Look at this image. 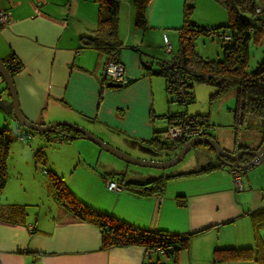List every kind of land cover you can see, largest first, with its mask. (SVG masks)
Returning a JSON list of instances; mask_svg holds the SVG:
<instances>
[{
  "label": "crops",
  "instance_id": "1",
  "mask_svg": "<svg viewBox=\"0 0 264 264\" xmlns=\"http://www.w3.org/2000/svg\"><path fill=\"white\" fill-rule=\"evenodd\" d=\"M88 1L93 2L91 7H87ZM172 1L176 3V0ZM207 4L212 7V2ZM0 10L8 11L11 16V21L0 27V58L14 53L20 61L21 67L11 77L18 105L25 117L40 123L67 119L101 135L112 133L106 126L108 123L117 124L116 117L121 116L119 127L124 132L118 130L116 134L112 133L110 143L145 158L163 159L174 153L162 157L156 153L159 151L157 148L145 142L155 131L167 127V119L161 126L153 113L146 114L138 108L134 119L127 113L129 104L125 98L134 92V80L149 74L144 73L141 62L149 64L153 59H141L134 38L117 27L121 44L115 52L116 58L124 66L126 74L134 79L123 86H106L100 73L107 53L80 46L79 35H91L95 26L96 4L93 0H67L66 5L56 0H0ZM132 10L127 11L129 19ZM190 19L198 25L192 15ZM180 23L181 20L177 26ZM217 23L223 22L213 25ZM204 24L207 23L201 25ZM4 94L8 95L0 77V124L5 123L11 130L19 132L22 125L12 117L10 98L3 97ZM180 111L203 116L208 122L204 112H190L186 106L175 111L167 109L166 112ZM166 112L156 115L162 116ZM181 117L182 114L174 120ZM248 119L249 116L236 128L233 114L234 131L231 124L225 126L232 132L231 135H225L219 127L211 136L228 151L257 148L264 137L263 122L258 116H252L250 121ZM241 126L246 131H241ZM30 134L28 145L17 143L16 139L9 143L7 158L14 155L35 158L33 152L44 136ZM120 134L130 137L129 141L116 136ZM14 143L20 147L12 146ZM52 147L54 145H49L46 149L42 164L60 172L62 170L58 171L55 166L57 161L53 159L69 157L70 151H50ZM203 149L204 158L213 159L208 164L147 173L148 177L180 173L166 178L162 189L157 192L145 194L127 186L108 189L103 183V174L84 162L79 157L80 152L78 161L84 166L72 167L75 176L66 183L76 197H81L82 200L78 197L81 201L85 200L92 207L112 213L123 221L189 233L186 248L178 250L174 258L156 256L155 253L148 257L139 244L103 246L94 222L78 217L50 197L43 199L47 203L44 210L38 213V200L23 203L29 199L27 187L36 191L42 189L37 183H32L33 178L21 185L22 190L15 198L7 192L5 195V184L0 189V211L2 206L7 213L6 205L10 203H21L26 209L18 220L8 221L6 213L0 218V264H264V158L260 164L253 163L240 170L242 184L236 187L230 165L200 170L216 161L214 150L207 146ZM113 167L101 165L100 170L116 169ZM116 181L125 185V181L118 178ZM45 185L50 188L51 195L49 181H45ZM1 198L9 202H2Z\"/></svg>",
  "mask_w": 264,
  "mask_h": 264
},
{
  "label": "trees",
  "instance_id": "2",
  "mask_svg": "<svg viewBox=\"0 0 264 264\" xmlns=\"http://www.w3.org/2000/svg\"><path fill=\"white\" fill-rule=\"evenodd\" d=\"M93 1L96 4L95 26L91 35H79L80 46L95 48L106 53L111 51L117 53L121 44L120 39L117 37L118 1ZM148 1L132 0L134 5L133 22L140 27H143L145 23V12ZM216 1L226 8L227 20L217 25L199 26L190 19L193 4L189 0H182L181 23L175 27L177 32L175 52L166 59H157V65L154 67L151 64L141 62V65L144 67V73L160 74L164 79L165 91L171 93L174 100L183 105L192 101L193 91L191 85L193 79H199L216 85L217 90L212 95L221 94L228 88L235 87V105L233 107L235 127L239 128L248 116L260 117L264 126V58L251 70H246L249 40L253 37L256 40L260 39V34L264 32V21L261 19L262 8L254 0ZM258 6L260 7L259 12L256 11V7ZM244 9H253L255 13L254 17L259 22L252 24L247 18L243 17L241 11ZM207 31H216L213 36L216 34L217 37H220L225 42H229L223 48L220 58L202 57L194 48L196 37L201 33H207ZM226 34L229 35L228 38L224 37ZM170 59L175 60V70L178 68L182 75L179 76L185 79V87L182 92H178L176 89L175 77L170 78L171 74H175V71L165 64L166 60ZM3 60L10 75H13L21 67L20 61L14 53H9ZM180 83L183 84V81H180ZM3 97L7 98V95L4 94ZM181 114L184 115L186 113H182V111L166 112L162 116L166 117L169 123L167 126H169L179 122L181 119L176 121L174 119L181 116ZM19 128L21 131L16 132L5 126V123L0 124V189L7 179L5 159L7 158L10 141L15 139L27 141L31 136L30 133H32V129L31 131H27L23 126ZM56 128L57 132L39 131V134L45 138L43 137L42 143L33 152L36 162L44 163L46 149L49 145H53L52 140L54 137H51L52 134H57L59 140L65 142L73 138L82 137L79 131L68 125L59 124ZM165 129L155 131L154 135L149 140H145V142L158 150L168 149L175 153L185 139L179 138L168 141L162 137V132ZM208 135L210 134L208 133ZM197 144L207 146L213 151V148L207 143L198 142ZM249 158L251 159V155L244 153L240 157V161L247 162L250 160ZM232 162L233 160L229 157H216L213 165L203 167L200 170L214 169L224 165L233 167ZM42 171L47 174L51 192L58 203L73 214H77L78 217L85 218L98 225L99 237L103 246L133 243L151 250L159 247L163 248L164 256L172 258L175 257L178 250L186 248L189 233H177L159 228L143 227L123 221L112 213L96 209L81 200L82 203L78 202L74 193L64 180L59 178L60 176L57 172L50 171L47 167L43 168ZM176 174L180 173L171 175L161 173L144 181H127L123 183H125L124 187L127 186L129 189L148 194L149 192L161 190L166 178L176 176ZM6 208L8 209L7 213L1 206L0 218L4 217L6 213L8 221L18 220L26 211L24 205L21 203H10L6 205ZM258 224L260 223H256L255 225ZM165 245L169 247L165 248ZM151 253L148 255L149 257ZM155 255L157 256L156 252ZM146 264L151 263L147 262Z\"/></svg>",
  "mask_w": 264,
  "mask_h": 264
},
{
  "label": "rangeland",
  "instance_id": "3",
  "mask_svg": "<svg viewBox=\"0 0 264 264\" xmlns=\"http://www.w3.org/2000/svg\"><path fill=\"white\" fill-rule=\"evenodd\" d=\"M117 1H118L117 27H120L123 33L127 32L130 36L134 38V42H135L134 44L136 45L137 53L141 59L149 60L152 58L153 59L152 63L149 64H151L154 67L155 65H157L156 63L157 59H166L175 52L177 45V35H176L175 27L179 24L181 20L182 0H176V3L175 2L173 3L172 0H149L146 6V17H145L146 19L143 27L137 26L133 23L134 5L132 0H117ZM189 1L193 4L191 15L197 20L199 26H201V24H203L204 22L207 23L204 25L212 26L213 23L215 22H225L227 20L226 8L216 0H196L194 3L193 0H189ZM254 1H256V3L262 8L261 19L264 21V0H254ZM56 2L58 3L63 2V4L65 5L67 4V0H56ZM210 2H212L211 4L212 7H210V4H207ZM92 5L93 2L88 1L87 7H91ZM130 10H132V13L130 14L131 18L129 19L127 16V11L129 13ZM241 15L247 18L252 24H257L259 22V20L255 19L254 17L255 13L253 9L242 10ZM215 32L216 31H207V33H201L196 37L194 41V48L202 55V57L220 58L223 53V48L229 44V42H225L220 37H217L216 34L215 36H213ZM260 35L261 37L258 40H256L255 37L249 40L248 43L249 54H248L246 70H251L253 67L256 66L258 62H260L264 58V32ZM165 40H167L170 43L171 46L170 51L165 50L164 47ZM144 75L145 76H142L141 78L134 80V83L136 85L135 90L134 92L129 93L128 96L125 98L127 99L129 104L127 113H130V117H132L133 119H134V114H136V111L139 108L141 112H144L146 114H148L149 112L150 114L153 113L155 115V120H157L162 126L165 125L166 118L162 116H158L156 114H159L161 112H166L167 109L170 111L181 110L186 106L187 111L190 112L198 111L201 114L202 112H204L203 115H205V117L208 118V123H210L211 126L213 125L209 130L210 135L212 136L214 135L215 128L221 127L225 135L230 136L232 132L230 130H226L228 127L227 128L225 127L228 124L232 125V131H234L233 107L235 105V92H236L235 87H230L221 94L212 95L213 92L217 90L216 85L209 82L201 81L199 79H193L191 85L193 91L192 101L188 102V104L186 105H183L175 101L171 93L165 91L163 85V77L160 74L152 73V74H144ZM143 78H144V82H142ZM143 83H145V87L143 86ZM127 90H131V88L127 87ZM6 99H9V96ZM116 119H118L117 124L108 123L109 125L106 126V128L109 131H111L113 134H116L118 130L121 131V133H123L124 130H122L119 127V124L122 121V117L121 116L116 117ZM57 120H66L69 122H73L67 119H57ZM250 120H252V116L249 117L248 121ZM80 126L84 127L83 125ZM23 128L27 131L29 130L31 131V129L26 128L24 126ZM241 129L242 126L240 130ZM253 130L257 131V129H253ZM241 131H246V130L242 129ZM92 132L95 135H97L99 138L104 140L105 142L112 144L113 146L127 152L130 155L139 158H145L134 155L114 145L113 143H110L111 135H112V133L110 132H104V134L101 135H98L94 131ZM32 133L33 135L36 136L39 133V131L32 130ZM56 135L57 134L54 135L55 137L52 140V144L54 145V147H52L53 149L50 151H57L59 149H68L70 151V156L64 159H59V158L53 159L54 162L57 161L55 166L58 168V171L59 170L62 171L57 172L50 167L49 170L57 172L60 176L58 177L60 179H63L64 182L67 184L69 179L75 176L71 168L75 167L76 169L77 167L80 168L81 166H84L83 162L78 161V152H80L79 157L83 158L84 162L89 164L93 169L100 170L101 165L115 166L113 168L116 169L101 168L100 171L99 170L97 171L99 174H103L104 176L103 183H105V180L116 181V178H118L119 181H125V182L142 181V180L144 181L150 178L148 177L149 175H147V173L166 172L170 169H175V168L190 169L198 166H203L204 164H208L213 160V159L204 158L205 156L204 154L205 152L203 149L204 146L198 144L197 146H191L179 161L167 167L157 168L150 166H141L123 161L122 159L111 154L110 152L103 150L97 144L84 138L83 136L79 138H73L72 140H70V142L66 143L64 141L62 142V140H59V137H57ZM123 135L124 134H120L116 136L123 140L130 139V137H126ZM24 141H16V142L21 143L22 145H28L30 143L29 140H27L26 142ZM10 142H15V141L11 140ZM17 143L12 144V146L20 147V145ZM55 144L57 146H55ZM120 144L123 145L122 143ZM173 152L174 151L172 150L164 149V150H159L156 153H159V155L163 157V156H169ZM172 155H170L169 157H171ZM156 160H162V159H156ZM260 163L258 162L255 165H258ZM46 167H47L46 164L36 162L33 156L14 155L11 156L10 158L8 157L7 160L5 159V168H6V173L8 174L7 176L8 179H6V183L4 185L5 195L7 192V194L12 196V198H15L14 196L20 193V191L22 190L21 185H24L26 182L34 178V181L32 183H37L42 189L36 191L33 188L27 187L26 189H28L29 199H27L23 203H28L31 201L37 202L38 200L39 210L37 207L36 210L38 213L40 211H43L45 208L44 205H46L47 203V201H43V199L50 197L52 201H56L53 193L50 195V188L46 187L45 185V181H48L47 174L44 171H42V169ZM18 173H20V177L18 176ZM77 184H81V182L77 181ZM78 197L81 199L80 196ZM78 197H76L77 198L76 200L78 202H81ZM1 201L9 202L6 201V199H2V198ZM83 201L85 202V200ZM31 217L33 218L34 215H32ZM213 263L214 262H211V264ZM249 263H245V264H249Z\"/></svg>",
  "mask_w": 264,
  "mask_h": 264
},
{
  "label": "water",
  "instance_id": "4",
  "mask_svg": "<svg viewBox=\"0 0 264 264\" xmlns=\"http://www.w3.org/2000/svg\"><path fill=\"white\" fill-rule=\"evenodd\" d=\"M0 77L3 80L5 89L7 90L8 96L10 98L11 115L22 126H25L29 129L36 131L57 132L58 131L56 128L57 125L59 124L68 125L73 129L79 131L84 138L92 141L93 143L101 147L103 150L110 152L111 154L115 155L116 157L122 159L125 162H129L141 166H150L157 168L167 167L179 161L183 157L185 152L191 146L197 144L198 142L209 144L213 148L216 157L231 158L233 160L232 165L236 167H246L248 165H252L255 162V160L264 152V137L262 139L261 144L257 148L243 147V148H238L236 151H228L211 135H198V136H191L185 139L182 146L171 157L169 158L167 157V159L160 158L162 160H156L159 158L150 159V158L135 157L113 146L112 144L105 142L89 129L82 127L78 124H75L73 122H69L66 120H55L46 123L31 121L30 119L25 117V115L20 110L12 77L9 74V71L5 65V61L1 58H0ZM133 79H134L133 76L125 74L124 80L122 82L107 80L105 81V85L119 87L127 84L129 81ZM244 153L251 155V159L247 162L240 161V157Z\"/></svg>",
  "mask_w": 264,
  "mask_h": 264
},
{
  "label": "built area",
  "instance_id": "5",
  "mask_svg": "<svg viewBox=\"0 0 264 264\" xmlns=\"http://www.w3.org/2000/svg\"><path fill=\"white\" fill-rule=\"evenodd\" d=\"M256 11H260V7H256ZM11 21V16L8 11L0 10V27L7 25ZM224 37L228 38L229 35H224ZM164 47L166 51H170L171 46L170 43L165 40ZM166 65L175 71V74H171L170 78L175 77V86L178 92H182L185 87V79L182 78L178 68L175 70L176 62L174 59L166 60ZM125 69L122 63L116 58L115 52H109L106 54V58L104 61V65L102 67L100 78L102 83L104 84L105 81H118L122 82L124 80ZM181 75V76H179ZM183 81V84L180 83ZM211 125L205 120L202 116L196 114H189L186 113L182 115L181 120L175 124H171L167 126L165 131L162 132V137L166 138L168 141L173 139H187L191 136H198V135H208ZM264 158V152L260 155L259 158L255 160L254 163H258L261 159ZM231 175L234 184L237 187H240L242 184V177L240 175L239 168L232 167L231 168ZM106 187L111 190L120 189V187L124 188V185L119 184L117 181L112 180H105ZM169 247L165 245V248ZM156 252L158 255H163V248H155V250H151L148 248H144V254L146 256L150 255L151 252ZM154 252V253H155ZM149 257V256H148ZM172 258V257H171ZM170 264H173L172 262ZM215 264V263H214Z\"/></svg>",
  "mask_w": 264,
  "mask_h": 264
},
{
  "label": "bare ground",
  "instance_id": "6",
  "mask_svg": "<svg viewBox=\"0 0 264 264\" xmlns=\"http://www.w3.org/2000/svg\"><path fill=\"white\" fill-rule=\"evenodd\" d=\"M233 167H236V166L233 165ZM231 168H232V167H229L230 172H231ZM236 168H239V170H241L240 168H243V167H236ZM240 175H241V171H240ZM236 187H237V186H236Z\"/></svg>",
  "mask_w": 264,
  "mask_h": 264
}]
</instances>
